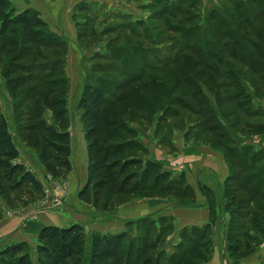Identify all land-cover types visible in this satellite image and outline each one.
Segmentation results:
<instances>
[{"label": "rangeland", "instance_id": "374dc122", "mask_svg": "<svg viewBox=\"0 0 264 264\" xmlns=\"http://www.w3.org/2000/svg\"><path fill=\"white\" fill-rule=\"evenodd\" d=\"M120 1V8L115 10H107L105 6L96 4L79 3L76 6L80 5L81 11L74 8L71 11L74 30L77 28V32L80 31L84 36L79 39L75 30L78 50L72 54L71 69L65 64V73L68 72L71 78L67 80L66 92L68 114L65 130L69 136V145L79 144L74 139L77 135L80 143L82 140L84 142L82 124L79 119L80 112L76 106L86 81L88 85L98 86L108 94L114 92L121 95L117 100L111 99L112 102L102 110L101 119L126 123L134 128L137 138L147 148L146 157L149 160H151L149 154L156 150L155 154L160 153L163 162L172 160L176 164L180 161L178 155L184 152L185 145L207 147L216 153V150L221 151L224 147L223 141L220 138L217 139L218 136L209 135L206 131L208 127L214 125L216 118L220 123L225 122L227 129H231L228 135L234 142L253 145L255 150L258 147L263 150L264 135L249 134L244 127L246 124L255 125L263 122L260 117L248 118L247 114L264 112V16L260 13L264 5L255 6L254 2L248 0H125L124 3L123 0ZM243 2L252 15L257 13L251 24L244 20L247 18V13L246 8L244 11L241 7L244 5ZM216 10L224 12L232 29L234 31L236 29L239 35H244L248 43L257 47L246 49L249 59L252 58V73L241 66L237 59H233L234 63L230 60V48L226 52L225 50L221 52L220 47L230 45L232 40L228 36L230 28L227 25L220 26V20L209 19L211 12L215 13ZM154 13H158V18L155 20L151 17ZM224 32L227 33L226 36L222 35ZM203 46L207 49V54H220L222 59L220 66L217 61L219 58L207 56L202 51ZM132 48L136 49V55L130 56L135 57H124L132 52ZM35 51L38 50L35 49ZM38 55L41 58H36L37 64L39 61H44L42 57L45 52L38 51ZM3 59L0 58V67L4 62ZM120 60H123L121 64L124 66H119ZM140 63L143 67H147L141 78L135 83L127 81L121 72L129 69L128 74L131 76L132 69L138 67ZM208 67L217 72L219 77L210 74ZM227 71L234 74V83L231 78L224 77ZM83 77L85 79L82 85L80 82ZM123 81H126V84L122 86V91H119L118 84ZM190 83L193 84L189 85ZM198 84L200 89L197 90H201L202 95L196 90ZM240 90L242 97L237 100L235 94ZM210 101L214 103L212 109L215 114H212L208 106ZM238 101L241 105L240 110L237 108ZM16 102L17 100L11 99L4 88V81L0 78V113L7 120L8 131L17 150L24 149L25 168L39 180L41 186L43 185V197L21 204L18 199L23 197V194L20 191H10L8 196L0 195V220L3 217L16 216L31 223L29 228L34 226V229L30 230L31 233L29 232L32 238L23 242L29 249L32 264L38 257L34 249L36 229L39 227L37 223L41 222L44 225L43 220H45L47 225L50 223L49 225L54 224L57 227L79 224L83 230V251L78 258L72 257L68 262L69 264H87L91 236L96 233L119 234L124 229V221L136 219V217L131 219L125 217L135 216L133 212L138 207L125 210L126 214L120 210H114L112 213L102 211L104 203L101 199L102 193L97 196L94 190L88 189L85 196L79 197L78 194L84 185L79 187L78 191L77 189L74 191L72 187L69 188V185H73V182H69L72 177L70 176L72 168L61 179L51 180L49 177H42L45 172L38 158L39 167L36 170L33 156L30 155L35 152L22 139L24 123L22 116H17L16 109L13 108V103ZM181 104L185 106L182 107ZM173 112H175L174 115ZM42 117L47 124H52V128L56 129L58 123L54 122L48 110H43ZM196 124L197 126L193 128ZM222 129L220 131L226 133L225 136L229 139L227 135L229 130ZM186 134L189 135L186 137ZM45 137L46 135L39 131L32 134V139L42 140ZM125 138L123 136V139ZM170 142L175 149H171ZM35 156L37 157L36 154ZM249 158L250 156H247L246 160L248 161ZM74 165L81 182H86V157L80 160L78 156ZM70 166H72L71 162ZM234 166V171L239 172L237 165ZM174 169L176 174L181 170L177 167ZM260 169H264V160L252 164V169L247 172L257 173ZM1 174L0 172V188L5 189L7 182ZM45 180L48 182L47 185ZM254 183L257 182H251L247 189H251ZM222 188L220 194L212 195V206L220 213L218 205L215 207V204H220L223 215L227 217L225 227L223 226L226 237L223 250L227 251L224 253L227 254V258L233 261V264H237L256 250H263L264 239L253 243L255 247L251 249L254 251L249 256L241 257L252 243L249 237L245 236L253 234L249 228V220L243 217L237 219V216L249 210L250 205H242L247 199L246 193L238 190L236 185L227 184ZM66 194H70V197L66 198ZM150 195L152 200L149 202H152L153 198L158 197L159 194L155 192ZM230 197L234 200L230 201ZM115 202L117 203L114 206L106 205L107 208L118 209L120 201ZM225 204H228L229 210L225 208ZM231 211L233 215L230 214ZM38 218L40 221L35 222ZM150 223H152L151 227ZM164 225L162 223L159 226L157 222L150 221L142 226V232L138 227L131 228L125 233L126 237L117 251L121 258L126 259V264L134 261H136L135 264H171L170 260L173 259L169 255L175 250L184 251L190 247L197 249L202 255L200 260L192 261L191 264H207L210 262L212 253L221 249L219 243L211 241V229L208 242L203 240L197 243L196 240L191 239L181 243L179 234L177 236L171 233L167 236V226ZM161 235H163L162 239L159 238ZM16 237L23 239L20 236ZM255 237L259 238L260 234H256ZM137 241L140 242L137 243ZM154 241V248L140 255L136 254L133 248H128L131 245H150ZM231 247L235 249L232 256L228 253ZM129 253L131 258H128ZM109 261L112 264L114 262L111 259L107 263Z\"/></svg>", "mask_w": 264, "mask_h": 264}, {"label": "trees", "instance_id": "16d2710c", "mask_svg": "<svg viewBox=\"0 0 264 264\" xmlns=\"http://www.w3.org/2000/svg\"><path fill=\"white\" fill-rule=\"evenodd\" d=\"M248 1L254 2L255 6L257 4L264 5V0ZM243 3L244 5H240L245 11L246 4ZM74 9L80 10V5L75 6ZM215 13L211 12L209 19L212 21L220 20V26L227 25L230 28L228 36L232 40L230 45L220 47L221 52L224 50L226 52L230 48V60L234 63L233 59H237L241 66L246 67L252 73V58L249 59L246 49L251 47L256 49L257 47L248 43L244 35H239L236 29L235 31L232 29L233 27L229 24V19L224 12L218 10ZM246 13L247 18L244 20L251 24L257 13L252 15L247 8ZM260 13L264 16V9ZM157 14L151 15L153 20L158 18ZM226 34L225 32L222 33L225 36ZM83 36L80 31L77 32L79 39ZM35 49L39 52H45L42 57L44 61H39L38 64L36 58L39 59L41 56L38 57V51H35ZM131 51L130 54H126L128 56L124 57H135L130 55H136V49L132 48ZM202 51L206 53L207 49ZM65 55V42L47 29L37 12L32 9L17 12L11 8L8 0H0V58H4V62L0 67V76L11 99L17 100L16 103H13V108L16 109L17 116L21 115L23 118L22 132L24 135L22 139L35 152L45 175L51 180L64 178L71 168L69 136L65 130L68 114L66 109ZM206 55L211 58L217 56L219 58L217 59L218 65L222 64L220 54L206 53ZM122 61L120 60L118 63L119 66H124L121 64ZM146 68L140 63L138 67L132 69L131 76L128 74L129 69L121 73L127 78V81L135 83L136 80L141 78ZM208 70L210 74L219 77L218 73L209 69V67ZM100 72L104 71L100 70ZM224 77L231 78L233 81L235 76L232 72L227 71ZM125 84L126 81L118 84L119 91H122V86ZM197 89H200L199 84L196 86ZM198 92L201 95L203 93L201 90ZM241 92V90L236 92L235 97L237 100L242 97ZM120 96L119 93L114 92L108 94L98 86H90L84 81L82 95L76 108L80 112L79 119L82 124L86 147L87 176L84 187L78 194L79 197L85 196L88 189L94 190L97 196L102 193L101 199L104 202L102 211L108 213L119 210L134 201L151 199L150 194L155 192L159 194L158 197H154L156 199L193 203L195 194L193 189L186 183L184 174H172L149 160L146 157L148 154L147 148L137 138L138 135L134 128L129 127L126 123L101 119V112L112 102L111 99L117 100ZM181 105L182 107L185 106L184 104ZM213 105V101L208 102L212 114H215L214 109H212ZM256 105L260 104L256 103ZM240 107L238 101V110H240ZM44 109L48 110L54 122L58 123L56 129L52 128V124H47L44 121L42 117ZM174 114L175 112H173ZM247 117H260L263 122L255 125L246 124L244 129H247L249 134L264 135V112L248 113ZM196 126L197 124L193 128ZM222 128L229 130L227 135L231 131L230 128L227 129L225 122L220 123L219 119L216 118L214 125L208 127L206 131L209 135L218 136L217 139L220 138L223 141L224 147L221 151L216 150L226 167L223 186H227V184L236 185L238 190L246 193L247 199L242 205H250L249 210L237 216V219L243 217L249 220V228L253 234L252 236H245L249 237L252 242L245 249L246 253H242L243 256L241 257L245 258L254 251V249H251L255 247L253 243L264 239V169H260L257 173L250 174L247 172L252 169V164L264 160V149L258 147L255 150L253 145L238 144L230 139L229 135L228 139L225 136L226 133L220 131L223 130ZM36 131L46 135L42 139L43 141L32 139V134ZM188 135L186 134V137ZM123 136L126 138L123 139ZM169 145L171 149H175L171 142ZM247 156H250L248 161L246 160ZM234 165H237L239 172L234 171ZM0 172L2 178L7 182L5 189L0 188V195L8 196L10 191H20L23 194V197L18 199L21 204L43 197V189L39 181L24 165L18 162V150L8 131L7 120L1 113ZM254 181L257 183H254L253 187L248 190L247 186ZM202 193L208 208L212 209L213 194L206 189H202ZM116 200L120 201L118 209L107 208L108 205L114 206L117 203ZM233 200L234 198L230 197V201ZM111 202L113 203L111 204ZM225 208L229 210L228 204ZM230 214L233 215V211ZM150 221L157 222L159 226L164 223V226H167V236L172 233V220L169 217L159 216L154 218L147 215L126 222L123 231L119 234H93L90 238L87 264H112L111 261L107 263L111 259L114 261L113 264H126V259L121 258L117 251L122 240L126 237L125 233L129 232L131 228L136 229L138 227L139 231L142 232V226ZM149 225L151 227L152 223ZM210 229V224L199 228H184L179 233V239L181 243L191 239L196 240L197 243L203 240L208 242ZM256 234H260V239L255 237ZM159 238L162 239L163 235ZM139 242L137 241V243ZM154 246L155 241L150 245H131L128 248H133L135 253L140 255L146 250H152ZM34 249L38 255L34 264H69L68 261L72 257L78 258L83 251L82 227L79 224H71L66 227L44 226L36 236ZM228 251L230 256L235 253L234 247L229 248ZM169 257L173 259L170 260L171 264H191L192 261L200 260L202 255L198 253L197 249L190 247L184 251L175 250ZM128 258H131L130 253ZM135 263L136 261L131 264ZM0 264H32L27 245L21 242L5 247L0 251Z\"/></svg>", "mask_w": 264, "mask_h": 264}, {"label": "crops", "instance_id": "0c3cea01", "mask_svg": "<svg viewBox=\"0 0 264 264\" xmlns=\"http://www.w3.org/2000/svg\"><path fill=\"white\" fill-rule=\"evenodd\" d=\"M8 2L11 8H13L17 12H21L25 9H32L37 12L39 18L46 25L47 29L52 34L63 39V41L65 42L66 49L65 64L69 66L70 69L72 67V54L73 52H75V50H78L75 40V30L71 20V11L74 6L79 3H88L91 5L96 4L105 6L107 10H115V8L119 9V5L121 4L119 3L121 2L120 0H8ZM124 2L125 0H123V3ZM65 75L67 77V80L71 79L68 75V72L67 74L65 73ZM83 81L84 78L81 80L80 84L83 85ZM77 131H79L78 128ZM74 139L77 140L79 144L69 145L70 162L72 163V169L70 174V176L72 177H70L69 182H73V185H69V188L72 187L74 191L76 189L78 191L79 187L85 184V181L81 182L82 180L80 178V175L76 174V166L74 165V163L78 156L80 160L86 157V152L83 140L81 141L82 143H80L78 135L75 136ZM174 146H176V144H174ZM183 148L184 152L179 153L178 158L180 159V161L176 164L172 160H168L167 163L163 162L162 155L159 152V155L155 154V152H157L156 150L149 155L151 156V161L157 163L161 166L163 170L171 172L172 174H176L174 173L175 167L181 169L177 174H184L186 183L193 189L195 194V201L193 203L175 202L172 200L153 198L154 201L152 202H149V200L152 199H144L141 201L131 202L130 204L122 207L119 210L121 212H125V210L138 207L137 209L135 208L136 211L133 212V215L135 216L125 217L128 219H131L133 217L139 219L141 217H144L146 214L154 218L159 216L169 217L172 220V233L175 235L177 234V236L180 231L184 228H199L205 226L206 224H210L211 241L213 243H219V247L221 249L212 253L210 262L207 264H233V261L227 258L228 256L227 254H224L226 252L225 250H223V245L225 241V233L223 226L225 227L224 223L225 221H227V217L223 215L224 213L221 211L222 207L220 204H216V206L218 205V210L220 209V213L217 212V209H215L214 207H212V209H209L202 193V189L210 191L213 195L221 193V190L223 189V181L226 176L225 163L218 153L211 151L207 147H194L191 145H185ZM21 150L18 151V161L19 163L25 166L24 149ZM30 155L33 156V163H35L34 166L37 170L39 167L37 163V157L34 153ZM42 177L47 178L48 176L42 174ZM45 183L46 185L48 184L46 180ZM69 197L70 194H66V198ZM214 209L215 212L213 214ZM44 217L46 218L47 216ZM132 220H126L124 222L126 223ZM39 221L40 219L38 218V220L35 222ZM43 221L45 222L44 225L41 222L37 223L39 227L38 225H36V227L38 228L36 229L35 237L37 236L39 230L42 227L48 226L50 224L48 223L47 225L46 221ZM29 226H31V223L21 219L20 217L10 216L1 218L0 251L11 244L26 242V240L31 239L32 237L29 236V232L30 230L34 229V226L31 228H29ZM16 236H20L23 239H18ZM237 264H264V249L261 251L256 250L251 256H249L245 260L240 261L239 263L237 262Z\"/></svg>", "mask_w": 264, "mask_h": 264}]
</instances>
